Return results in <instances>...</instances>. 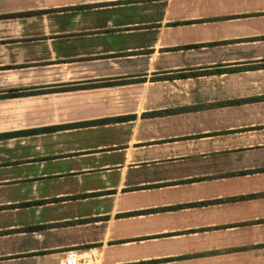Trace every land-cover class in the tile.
<instances>
[{
	"label": "crops",
	"instance_id": "obj_1",
	"mask_svg": "<svg viewBox=\"0 0 264 264\" xmlns=\"http://www.w3.org/2000/svg\"><path fill=\"white\" fill-rule=\"evenodd\" d=\"M69 249L264 264V0H0V264Z\"/></svg>",
	"mask_w": 264,
	"mask_h": 264
},
{
	"label": "built area",
	"instance_id": "obj_2",
	"mask_svg": "<svg viewBox=\"0 0 264 264\" xmlns=\"http://www.w3.org/2000/svg\"><path fill=\"white\" fill-rule=\"evenodd\" d=\"M59 264H85L84 257L78 249H69Z\"/></svg>",
	"mask_w": 264,
	"mask_h": 264
},
{
	"label": "trees",
	"instance_id": "obj_3",
	"mask_svg": "<svg viewBox=\"0 0 264 264\" xmlns=\"http://www.w3.org/2000/svg\"><path fill=\"white\" fill-rule=\"evenodd\" d=\"M198 73V72H195V74ZM194 74V73H193ZM189 75V74H188ZM179 76H187L186 73L184 74H179ZM165 77V76H163ZM136 80H141V78H137V79H114L112 81H108V82H104V83H98L96 85L98 86H101V85H111V84H121V83H129V82H134ZM154 114L155 113H158V112H153ZM130 116H125V117H118L117 119H124V118H129Z\"/></svg>",
	"mask_w": 264,
	"mask_h": 264
}]
</instances>
